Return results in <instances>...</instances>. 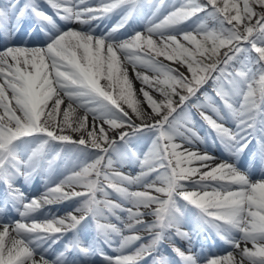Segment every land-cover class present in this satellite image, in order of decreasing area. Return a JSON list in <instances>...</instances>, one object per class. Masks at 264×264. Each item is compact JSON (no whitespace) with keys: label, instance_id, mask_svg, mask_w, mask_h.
Listing matches in <instances>:
<instances>
[{"label":"snow or ice","instance_id":"snow-or-ice-1","mask_svg":"<svg viewBox=\"0 0 264 264\" xmlns=\"http://www.w3.org/2000/svg\"><path fill=\"white\" fill-rule=\"evenodd\" d=\"M43 2L65 24L88 30L59 27L41 9L40 0H13L0 7V39L5 41L0 44V211L10 205L19 217L0 221V264H88L95 255L103 264L148 259L151 264H264V178L252 180L236 164H212L215 157L184 146L199 139L190 101L211 81L215 96L204 93L205 102L192 107L202 109L199 116L215 134L213 142L239 157L258 135V155L264 162V0H176L162 19L158 14L165 0H98L95 7L87 0ZM146 6L154 11L144 30L122 33ZM117 12L122 13L117 23L95 35L92 22ZM26 18L35 24L27 34L39 28L45 42H14ZM161 57L186 67L190 76ZM237 63L238 69L228 71ZM126 64L155 74L135 73L150 112L134 98ZM147 89H155L162 99H154ZM65 99L68 104L62 107ZM76 108L84 110L83 117L75 115ZM228 120L234 129L226 126ZM66 130L80 133L79 138L64 134ZM142 140L150 141L147 151L136 152L134 145ZM118 143L140 165L137 175L115 170L124 158L113 159ZM60 145L78 150V170L57 175L60 153L52 152ZM38 174L48 183L40 196L29 199L17 181L23 178L28 184ZM111 193L130 206L110 200ZM65 202L76 207L63 216L36 219L34 214L44 206ZM117 211L126 214L125 219L117 216L122 228L99 223L105 212ZM90 220L105 234V243L111 244V234L120 237L118 254L110 256L81 238ZM202 229H215L233 251L198 255L193 247ZM125 230L131 234L124 235ZM140 230L147 236L137 234ZM68 236L55 259L46 258L44 253ZM144 239L147 243L126 254L130 245ZM165 242L168 248L162 251ZM181 242L187 246H179Z\"/></svg>","mask_w":264,"mask_h":264},{"label":"rangeland","instance_id":"rangeland-1","mask_svg":"<svg viewBox=\"0 0 264 264\" xmlns=\"http://www.w3.org/2000/svg\"><path fill=\"white\" fill-rule=\"evenodd\" d=\"M1 1H5V0H1ZM156 2H158V0H156ZM175 2H176V0H171L170 4H168V5L165 4L164 6H161L160 12L158 14V15H160L159 16L160 19L163 18V15L167 14V10H170L171 4H173ZM97 4L98 3H96V4H89L88 3V6L92 5L91 7H95ZM257 10H259V9H257ZM151 11H154V9H149L147 6L144 8V12H151ZM113 16H114V14H111V15H109L107 17H104V18L100 19L99 26L100 27H105V29H107L106 26L109 25L110 20H111V18ZM136 16H138V15H134L132 18H136ZM119 19H117L115 21L113 20L111 22V24L109 25V27L111 28L113 25H115ZM54 20H55V17H54ZM207 23H208L209 27L213 26V23H212L211 20H208ZM146 26H147V24L143 20H140V18H137L134 21V23H132L131 20L128 21L127 25L125 26L124 29L121 30V32L124 33V34H131L134 30L135 31H143ZM94 27H96L95 23H94ZM38 39H40V40L41 39H47V37H46V35H44V36H42V37H40ZM38 39H34V40H38ZM253 55H254V53H253ZM160 59L164 60L163 57H161ZM164 62L167 63L166 60H164ZM127 70H128L129 79L131 80V75H130V71H129L128 67H127ZM145 71L147 72V74L149 76L155 75L154 73H152L149 70L145 69ZM187 75L190 76V73H188ZM133 88L135 90L134 98L136 100H139V102H140L139 103V107L141 109H143L144 111H146V112H150L151 109L148 107L147 103L144 101L143 95L140 92V90H138L135 86H133ZM147 90L150 91V94L154 97V99H156V100L162 99V96L160 95V93L156 92L155 89H147ZM200 93L201 92H199L198 94H200ZM216 102H217V105L221 107L222 111H224L223 107H222V102H220L218 98H217ZM196 104L191 102L190 103V107H189V111L192 114V116H193V118H194V120L196 122L194 131L198 134L199 139H196L193 142L192 145H188L187 143H185L184 146L185 147H188V146L190 147V146H196L195 144H198V145L199 144H206L209 148H211L212 150H215V151H219L220 154L224 158H227L228 155L231 154V153H229L228 150L225 147H223V145H221L218 140H216V142H213L214 138H215V136L213 135L214 133H212L211 131H208L206 134H203V133L199 132V131L203 130L205 127H204V124H203L204 121L201 120V118L199 116V112L202 109H199V108H196V107H192V105H196ZM124 107L129 112V115L132 116L133 120L137 124L141 123L140 119H138L136 117V115L131 111V109H128L126 105H124ZM208 114L209 115H213V118L216 119V116L210 110H208ZM60 118L61 117H57V119H60ZM91 124H92V117H91V115H89V117H88L89 128L91 127ZM226 126L233 127L232 121L229 120V122H226ZM104 127L107 130V125H104ZM66 131H65L64 134H67ZM111 133H114V131H109V136H110ZM117 135L118 134H116L115 136H117ZM255 136L257 137V139H259L258 135H255ZM73 138L76 139V137H73ZM176 142L177 143H181V140L178 138L176 140ZM149 143H150V141L142 140L138 144H135L134 147L138 148L136 150V152L147 151V146H148ZM33 147H35V145H33ZM56 153H60V156L57 158L56 164H55V167L57 169V175H59L60 173H63V175H67V174L70 173L71 170L78 168V165L81 164V159H79V152L75 148H68V147H65L63 145H60L58 147H55V150H54V152H52V155H55ZM253 153H255V148L252 146V147H250V150H249V152H247V154H246V152L242 153V154H240V156L238 158L241 161L243 159H252L253 158ZM121 157H124V158L122 159L120 164L115 166L116 171H120V172H122L124 174L132 175V176H135V175H137L140 172V170H141L140 169V165L136 162L134 157L129 158L127 153H124L123 155L117 154V155L113 156V159L114 160H121ZM49 158H51V156H49ZM141 159H142V156H141ZM216 163H219V160L217 162L213 163V164H216ZM193 166H196V165H193ZM249 167H250V169L249 168L248 169L247 168H244V169L241 168V169L242 170H246L249 173V175L251 176L250 178L252 180H254V173L256 171H258L260 168L264 169V162H262L260 160V158L258 157V162L253 164L252 166H249ZM251 171H253V172H251ZM39 176H45V175L44 174H38V175L34 176L33 179L28 183V187L26 189H22V191H24L25 195L29 199L31 197H33V196H37L38 197V196H40V193H41L42 190L45 191V189L43 187L46 186V184L48 182L44 181V180H41V179H37ZM60 178H63V176H60ZM17 186L20 187L19 183L17 184ZM124 186L129 187L128 185H124ZM76 190L82 191L83 189H81L79 186H77ZM130 190L135 191V190H143V189L139 188L138 186H130ZM109 199L114 201L115 203L123 204L125 207L130 206V205H127L124 201H122V199L115 193H111L110 196H109ZM66 203L68 204L67 206H73L75 204V203H72V202H66ZM141 210H143V209H141ZM50 211H52V210L47 209V212H50ZM193 211H196V210L193 209ZM16 214H17L16 212L10 213L9 216H8L9 221H14L15 219H18ZM57 216H63V214H58ZM117 216L122 217V218L125 219L126 218V214L117 211L115 215H110V218H111L110 222L115 223L116 225L122 227L121 220H118ZM46 218L50 219V217H46ZM145 219L148 220V219H151V217H145ZM195 227H196V224L194 223L192 228H195ZM183 230L188 231L189 228L185 227ZM209 230H211V229H209ZM209 230H208V232H210ZM143 232L144 231L140 230L137 234H139L141 236H145L143 234ZM125 233H126V235H129V233L126 230L124 231V235H125ZM113 236H114V234L111 235V237H113ZM65 238L66 239L64 240V242L66 243L67 240L70 239L71 237L68 236V237H65ZM114 238H115V236L113 237V240H114ZM236 238L239 239V234H236ZM141 243H147V239L135 242L134 244L130 245L128 247L129 253L135 251V249L137 247H139V245ZM243 245H244V243L241 242V247ZM248 245L251 246V243L249 242ZM231 249H232V247L230 245L226 244L223 240H216L215 242L211 243L210 246H208L207 250L209 252H207V254H208V256H211V255H224L227 252H229ZM161 250L165 251V250H167V247L165 246V248H162ZM200 252H201V254L203 253V251H201V250H200ZM201 262L203 263L202 260H201Z\"/></svg>","mask_w":264,"mask_h":264},{"label":"bare ground","instance_id":"bare-ground-1","mask_svg":"<svg viewBox=\"0 0 264 264\" xmlns=\"http://www.w3.org/2000/svg\"><path fill=\"white\" fill-rule=\"evenodd\" d=\"M95 1H96V0H95ZM168 1H169V0H168ZM170 2H171V0H170ZM142 17H144L145 19H147V18H146L145 16H143V15H142ZM97 21H98V20H95L94 22H97ZM30 25H31L32 27L35 26V24H34L33 21H31V20H27V21L23 22V26H22L20 32L14 37V42H15V43H16L15 39H16L17 37H19V35H21V34H25V33H28V30H29ZM57 25H58L59 27L65 29V30L67 29V27H72V28H75V29H78V30H84V31H87V30H88V26H82V25H80V24H78V23L65 24V22H64V21H61V20L58 21ZM91 27H92V26H91ZM49 28H51V26H50ZM92 29H94V28L92 27ZM35 31L38 32L39 29L36 28ZM95 32H96V33H94L95 35H100V34H102V33H100V31H95ZM9 39L12 40L13 38H9ZM2 42H5V41L2 40V39H0V44H1ZM22 44H27L28 46H32V45L29 44L28 42H24V43H22ZM125 66L129 68L130 75H131L132 85L135 86L138 90H140L141 87H142L143 85H142V83H141L140 80H137V79H136V75H135V73H136L137 71H138V72H146L145 69H143V68H141V67L138 66V67L135 69V71H134L132 65H130V64H126ZM67 104H68V101H67V99H65L64 104L62 105V107H65ZM73 107L75 108L76 105L74 104ZM75 115H76V116H79V117H83V115H84V110L81 109V108H76V113H75ZM66 132H67V134H70V135L75 136V137H77V138H79V136H80V133H74V132H70V131H68V130H67ZM116 134H117V133H115V132H114V133H111V134H110V137H114ZM190 148H191L192 150H196V151H199V152H201V153H202V150H203L202 148H199V147H192V146H191ZM212 157H213V156H212ZM215 158H216V157H215ZM217 160H218V158H216L215 160L211 161L210 163L213 164V163L217 162ZM222 161H227V162L229 163V161L226 160V159L221 160L220 162H222ZM241 165H244V162H242V163L240 164V166H241ZM196 166H197V165H196ZM261 178H264V170H260V172L258 173V175H257V177L255 178V180H258V179H261ZM61 204H62V203H56V204H53V205H46V206H44V208H53V207H57L56 209H57V212H60L59 214L67 213V212L70 211V209H68V208H63V207L61 206ZM34 215H35L36 218H40V217H45V216H46V214L43 213V212H41V211L38 212V213H36V214H34ZM50 216L53 217V216H56V214H55V213H52ZM0 221L8 222V220L5 219L4 217H0ZM29 221H30V220H29ZM92 231L94 232L93 229H92ZM90 233H91V231H90L89 228L86 230L85 233H83V237H84L85 240H88V239H89V237H90ZM214 234H215V238L217 239V237H219V236H218L216 233H214ZM215 238H214V236H212V233H210V234L205 233L204 236H202V234H200V236H199V240L195 242L194 247H193V250L199 252L198 250L201 249V245L205 246V249L207 250V244H206L205 242H208V241L213 240V239H215ZM219 238H220V237H219ZM119 240H120V239H119ZM119 240L117 241L118 244H119ZM179 244H180V243H179ZM181 245L184 246V247L187 246L186 244H184V243H182V242H181ZM243 246H244V245H243ZM243 246H242V247H243ZM248 247H251V246L248 245ZM117 248H118V245H116V244H115V245H111V246H109V251H108V252H116L115 249H117ZM231 251H233V249H232ZM44 255L46 256V258H48V259H50V260L55 259V256H56L54 252H50V251H46V252L44 253ZM237 258H239V257H237ZM70 259H71V257H70ZM88 262H92V263H96V264H103V261H101V259L99 258L98 255H95V256L89 257V258H88ZM149 263H151V260H150V259H148V260L145 261V262H142V264H149Z\"/></svg>","mask_w":264,"mask_h":264}]
</instances>
